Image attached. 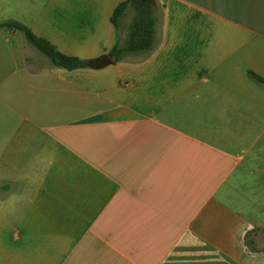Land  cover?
I'll use <instances>...</instances> for the list:
<instances>
[{
    "label": "crops",
    "instance_id": "0c3cea01",
    "mask_svg": "<svg viewBox=\"0 0 264 264\" xmlns=\"http://www.w3.org/2000/svg\"><path fill=\"white\" fill-rule=\"evenodd\" d=\"M125 1L0 0V22L105 58ZM154 4L153 49L98 68L0 28V264H264V0Z\"/></svg>",
    "mask_w": 264,
    "mask_h": 264
},
{
    "label": "trees",
    "instance_id": "16d2710c",
    "mask_svg": "<svg viewBox=\"0 0 264 264\" xmlns=\"http://www.w3.org/2000/svg\"><path fill=\"white\" fill-rule=\"evenodd\" d=\"M120 3L113 12L112 20L115 23L118 16L123 12L128 2ZM154 2V1H153ZM7 28L10 30H20L25 37L27 43L36 47L42 54L50 60L54 66L64 67L67 69H75L82 67L98 68L103 66V58L82 60L78 58L65 57L59 53L53 45L48 41L36 37L31 30L25 25L16 21L0 22V28ZM155 29V19L153 16V5L141 6L136 12V17L130 26L129 34L126 41L122 44L120 42L108 52L107 56L111 57L113 61L124 59L128 55L144 56L153 49V34ZM252 76L258 80L260 77L252 73ZM255 229L246 231L244 236V243L247 251H258L255 246Z\"/></svg>",
    "mask_w": 264,
    "mask_h": 264
},
{
    "label": "rangeland",
    "instance_id": "374dc122",
    "mask_svg": "<svg viewBox=\"0 0 264 264\" xmlns=\"http://www.w3.org/2000/svg\"><path fill=\"white\" fill-rule=\"evenodd\" d=\"M153 1L154 0H130L127 5L129 6V8L131 10H136V12H137L139 7H141V6H149L152 4L153 8H155V4ZM154 36H155V34H153V38H154ZM261 244H263V246H264V240L261 241Z\"/></svg>",
    "mask_w": 264,
    "mask_h": 264
},
{
    "label": "water",
    "instance_id": "95a60500",
    "mask_svg": "<svg viewBox=\"0 0 264 264\" xmlns=\"http://www.w3.org/2000/svg\"><path fill=\"white\" fill-rule=\"evenodd\" d=\"M103 61H104V62H105V61H106V62H109V61H111V58H110L109 56H107V57L104 58Z\"/></svg>",
    "mask_w": 264,
    "mask_h": 264
}]
</instances>
